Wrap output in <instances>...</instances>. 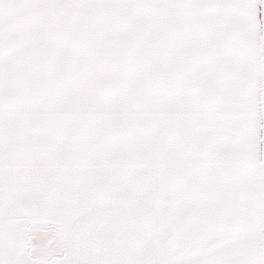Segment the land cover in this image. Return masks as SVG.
Returning a JSON list of instances; mask_svg holds the SVG:
<instances>
[{
	"label": "snow or ice",
	"instance_id": "1",
	"mask_svg": "<svg viewBox=\"0 0 264 264\" xmlns=\"http://www.w3.org/2000/svg\"><path fill=\"white\" fill-rule=\"evenodd\" d=\"M0 264H264V0H0Z\"/></svg>",
	"mask_w": 264,
	"mask_h": 264
}]
</instances>
